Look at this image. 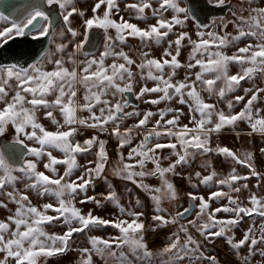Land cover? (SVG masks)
Returning a JSON list of instances; mask_svg holds the SVG:
<instances>
[{
  "label": "snow or ice",
  "instance_id": "1",
  "mask_svg": "<svg viewBox=\"0 0 264 264\" xmlns=\"http://www.w3.org/2000/svg\"><path fill=\"white\" fill-rule=\"evenodd\" d=\"M208 3L223 6L225 0H208ZM44 4L59 9L63 26L56 35L64 37L70 33L73 40L68 43H74V38L80 33L71 26L70 17L74 14L81 17L85 15L77 9L74 0H38L22 20H13L10 26L0 28V42L6 43L15 36L31 35L33 39H38L52 34L54 25L51 13L44 9ZM102 5L105 6L104 11L98 15ZM146 10H150L156 22L143 29L123 15H120L119 21L113 18L121 11H130L134 13L132 18L146 22L149 19ZM91 11L93 16L83 21V40L74 43L75 51L67 52L68 43H60L56 45L55 52L40 54L27 65L0 64V137L6 136L9 129L13 135L9 143L0 146V208L8 209V202L16 205L14 211L8 209L10 214L0 220V264H40L42 258L65 253L75 233L108 226L117 229L119 234L108 239L90 236V247L78 249L81 264H94V255L103 264H109V261L112 264H155L156 257L160 258L159 264H182L186 257L218 264L216 257L205 256L201 252V245L193 238L190 228H195L205 240L223 237L238 257L239 250L246 246L248 251L240 257L241 264H253V261L255 264H264V197H258L253 192L248 197L249 207L242 204L239 196L230 194L240 193L242 188L247 189L246 181L252 177L264 179L254 166V153L245 151L238 155L227 146L211 145L214 134L226 127L234 128L239 121L248 124L249 136L258 134L264 137V115H261V108L255 107L264 93V87L243 88L241 84L242 81L255 80L257 76L264 75V0L260 4H256V0H241L239 12H232L234 19L226 23L221 20L224 29L229 23L232 24L235 34L197 31L198 40H193L183 30L186 21L196 22L198 17L191 7L183 6L181 0H137L136 3H126L123 10L118 0H98ZM245 11L247 15H244ZM167 12L171 13L170 17H165ZM0 22L7 23L8 18L0 14ZM196 27L206 28L207 25L197 23ZM94 28L102 29L104 33L103 50L98 55L84 51ZM110 29L115 31V36L108 34ZM170 35H175V39H169ZM129 37L140 41L137 49L139 62L124 50L123 46L127 45ZM185 41L191 45V51L188 62L182 64L178 57L181 49L187 46ZM243 41H247L244 46H237ZM164 43L167 47L158 59L152 55V46ZM230 46L236 47V50L228 55L223 49ZM78 53L83 54L84 59H76ZM108 58H112L110 64H106ZM45 61L53 65L51 70H45ZM230 65L238 66L239 71L230 74ZM197 67L199 71L191 73L190 70ZM181 68L189 71L183 79L174 80L177 70ZM140 81L154 83L152 87L147 83L142 84L137 99L158 94L155 99L145 101L153 105L176 99L179 105L187 106L189 124L180 123L181 117L185 115L183 108L144 113L125 111L127 101L123 97L133 92ZM217 82H221L220 86ZM237 88H242L244 95H235L226 101L228 113L217 110L215 103L206 102L201 95V92H206L209 97L215 96L219 101H224ZM80 89L82 102L77 100ZM109 96L120 98L112 102ZM246 97L241 110L232 112L233 101L241 103ZM41 112L44 119L56 126L55 131L47 130L40 122L38 113ZM78 112H87L88 115L79 117ZM169 113L172 114L171 118H166ZM57 114L62 119H58ZM157 115L159 119L142 135L135 147H130L126 157L122 152L118 153V160L112 169L114 175L149 193L154 208L153 221L163 225H178L177 231L169 237V242L153 251L145 239L146 227L141 219L144 212L125 208L115 191L101 194L104 200L114 203L118 208L121 215L115 219H104L94 215L91 210L85 214L75 207L74 202L83 193L79 200L81 204L94 203L102 207L100 199L87 193L90 187H94V181L102 178L109 164L107 141L101 140L99 134H93L81 142L76 139L82 134L81 129L98 130V133L103 134L109 133L111 126L109 135L116 137L118 148L122 149L132 144L131 133L134 129L145 128ZM132 117L139 118L137 123L122 132V121ZM162 137L167 142H162ZM25 141L35 146L30 147ZM18 145L26 153L20 152ZM164 149L170 150L169 156L161 157L159 153ZM53 150L62 153V158L54 156ZM258 151L264 156V147ZM87 154H92L94 158L79 163L77 157ZM208 154L230 158L235 164L248 169V172L241 175L233 167L229 175L221 178L210 163L201 165L210 171L207 175L195 171L199 184L215 183L226 186L229 191H213L207 200L203 196L188 193L190 200L199 201L196 217L206 216L200 223L190 219L185 224H179V219L191 212V207L178 211L175 216L165 217L162 199L175 200L178 195L168 174L178 176V166L190 164L197 155ZM25 155L34 159H24ZM173 156L175 159L167 167L161 165L162 159L168 160ZM14 160H23V163L18 166ZM40 162L51 175L37 170ZM148 163L153 164L154 168L145 171ZM57 166L64 167L62 174ZM77 171L79 175L74 177ZM147 176L156 177L160 185L146 184L144 178ZM188 179L191 180V174ZM20 181L24 182L25 189L35 192L38 197H50L55 203H44L42 210L33 206L29 196L17 188ZM241 181L244 183L237 186ZM223 198L228 201L226 205L210 208V201ZM136 206H141L139 198ZM49 210L55 215H48ZM220 212L232 215L227 219H218L216 214ZM254 215L262 220L258 227L255 223L250 225L238 241L234 235H229L245 216ZM54 221L66 227L62 235L45 231V225Z\"/></svg>",
  "mask_w": 264,
  "mask_h": 264
},
{
  "label": "flooded vegetation",
  "instance_id": "2",
  "mask_svg": "<svg viewBox=\"0 0 264 264\" xmlns=\"http://www.w3.org/2000/svg\"><path fill=\"white\" fill-rule=\"evenodd\" d=\"M38 2V0H0V14L4 15L8 18V22H0V28L8 27L11 24V21L15 20L19 22L24 18V16L27 14L28 11L31 10L32 6L35 5ZM98 2V0H74L75 6L78 10L83 11L85 15L83 17L79 16L78 14H74L73 17H70L71 26L80 33L76 38H74V43H79L81 40H83V33H84V27L83 21L85 19L91 18L93 16V12L91 11L94 4ZM137 0H118L119 7L123 10L125 8L126 3H136ZM181 3L183 6L191 7L192 10L196 13V16L198 17V21L193 22L191 20L186 21L184 25V29L186 30L191 38L193 40H198L199 38L196 36L197 31H217L220 32L221 35H223L224 32L235 34V29L232 24H228V27L224 29L221 24V20H223L225 23L229 20H233L234 17L232 15L233 10H236L239 12V8L241 5V0H225V4L223 6H216L215 4L208 3V0H181ZM261 0H256V4H260ZM44 9L46 11H49L51 13V18L53 21V32L48 37H41L38 39H33L31 35H24V36H15L11 40H8L6 43L0 42V64H22L27 65L29 63L34 62V57H37L40 54H44L46 52L51 53L55 52V48L57 44L60 43H68L70 40H73L71 37V34L68 33L64 37H60L59 35H56V33L60 30L62 25V20L59 15V9L57 8H49L46 4L43 5ZM244 7H247V5H244ZM105 6H101V8L98 10L97 14L102 15L104 11ZM146 14L149 16V19L145 22L142 20H138L134 17V13L130 11H121L119 15L114 16L113 18L119 21L120 15H123L125 19H129V22L137 24L140 28H146L148 24H155L156 20L155 18L151 17L150 10H146ZM165 17H170L171 13L167 12L164 14ZM244 15H247V12H244ZM215 21V23H213ZM200 23L202 25H207L206 28H197L196 24ZM179 26H177V31H179ZM109 35L115 36V31L110 29ZM169 39H175V35H170ZM104 42V33L102 29H93L90 34L89 42L85 45L84 51L91 54V55H98L99 51H102V45ZM247 41L240 42L237 46L242 47ZM255 43V41H252ZM74 43H68V48L66 49L67 52H73L74 49ZM185 45H187V41L184 42ZM140 45V41L136 38L129 37L127 41V45L123 46L125 52H128L130 56H132L134 59H137V62H139V54L137 52V49ZM167 47V44L164 43L161 46H152V55L156 58H160L162 56L164 48ZM236 50V47H228L227 49H223L226 54L231 55ZM191 51V45H187L181 49V55L178 57V60L184 64L188 62V55ZM60 54H57V56ZM76 59L81 60L84 59L83 54H77ZM112 62V58H108L106 60V64H110ZM122 62V61H119ZM71 67L70 65H66ZM53 65L48 64L46 61L44 62V68L45 70H51ZM134 67V66H133ZM167 71V69H166ZM189 70L186 68H181L177 70V76L175 79H183L186 72ZM191 73H195L199 71V67L191 69ZM230 74H236L239 71L238 66L236 65H230L229 68ZM194 79V75L192 76ZM138 79V77H137ZM147 83L149 87L153 86L152 81H140L139 84H137L134 88V91L131 93H127L123 99L127 101V106L125 108V111L131 112L133 110H137L141 113L152 111V112H158L159 110H166L168 108H183V111L185 112V115L181 117V125L183 124H189V115H188V108L187 106L179 105L177 103L176 99H173L172 101H162L159 104L153 105L151 103H145V101H150L152 99H155L158 94H148L140 99H137V93L139 92V88L142 84ZM221 82H217L218 86H220ZM243 88L258 86V87H264V75L257 76L255 80H249V81H242L241 82ZM202 97L205 99L206 102L215 103L217 106V110H224L226 113L229 112V109L227 108L226 101L228 99H233L235 95H244L242 88H237L235 92L229 93L228 96L224 101H219L218 97H209L208 93L201 92ZM54 97H49V99H53ZM120 97H111L109 96L108 99L112 100V102H115L116 99H119ZM248 97L245 98V101L241 103H235L233 101V109L232 112H239L241 108L243 107V104L246 102ZM78 102H82V89L78 90V96H77ZM255 107H259L261 109H264V93L261 94V99L256 102ZM98 111V109H97ZM77 115L79 117H87V112H78ZM171 113L168 114V117L171 118ZM38 118L40 119V122L45 126V128L49 131H55L56 126L53 125L50 120L44 119L42 112L38 113ZM58 119H62L57 114ZM138 117H132V118H126L122 121L121 131L123 132L126 128L133 127L134 124L137 123ZM159 119V116H154L148 123V125L145 128L142 129H134L131 133L132 135V144L126 145L125 147L118 148V140L115 136L109 135L111 132V126H109V133H98V130H86L81 129V135L76 136V139L79 141H83L85 138L92 136L93 134H99V138L101 140L107 141L106 143V150L108 152L109 156V164L106 166L105 172L103 173L102 178L96 179L94 181V187H90L88 190L87 195L89 196H96L97 199L101 200L102 207H98L96 204L91 203L93 205L92 211L95 213L97 209H102L104 204H106V200L103 199V196L101 194L107 195V193L111 191H115L118 196L121 205L123 200H125V196H129L128 192H126V189L128 188L129 181H126L116 175H114L112 169L116 165V162L118 160V153L122 152L124 156H127L128 151L130 150V147H135L140 140L142 139V135L146 133L148 130H150L153 127V124L155 120ZM215 119V117H214ZM192 127V125H189ZM66 130V129H63ZM250 131L249 126L244 121H239L237 125L233 127H226L221 130L220 133L214 134L212 137L211 145L215 147L216 145L220 146H227L228 148L232 149L233 151L237 152L238 155L243 153L242 148L245 147H251L252 149V139H255V135L249 136L248 132ZM13 139L12 130L9 129V132L4 137H0V146H3L6 143H9ZM162 142H167L165 138H161ZM29 144V146H35L30 141H25ZM179 147V146H178ZM20 152H25L26 150L22 146H17ZM256 150V148H254ZM254 150V151H255ZM7 151V150H6ZM95 151V149H94ZM253 151V152H254ZM167 152L170 154L169 149H164L160 151ZM159 153V154H160ZM53 155L62 158L63 154L59 151L53 150ZM216 157V159H214ZM94 156L92 154H87L85 156H78L77 159L79 163L83 164L86 159H93ZM24 159H34L33 157L25 155ZM164 159L161 160V165L163 167H167L168 165H163L162 162ZM199 162V164L204 165L207 163H210L214 168H218L215 171L218 173L220 171V177H225L230 174L231 169L234 167L237 169V172L241 173V166L235 164L230 158H225L220 155L215 154H208L207 156H199L197 155L196 159L192 161L188 165H182L178 166L177 169L180 168H186L187 166H190V171L185 176L176 178V175L168 174V179L175 185V187L178 186V184H183L186 179H188V175L191 174V177L193 175L194 169L193 166L196 165V163ZM46 162V161H45ZM220 164L223 165V168H219ZM193 165V166H192ZM198 165V164H197ZM59 173L62 174L64 171L63 166H57ZM227 167V168H226ZM152 168H154V165L151 163H148L146 166L145 171H150ZM195 169L199 170L195 167ZM38 171H45L46 174L51 175L48 173L44 167L43 162L38 163L37 166ZM139 170V169H137ZM204 172V171H203ZM208 174V173H207ZM204 174V175H207ZM79 175V172L77 171L74 174ZM73 177V178H74ZM139 179V178H138ZM144 182L146 184H149L151 186H159L160 181L156 177L147 176L144 178ZM111 186V187H110ZM114 188V190H113ZM121 193V195H120ZM83 193L80 194V196L77 197L76 200H80L83 197ZM46 200H53L52 198L48 197H42ZM191 202L195 205L194 212L187 217L190 218L196 211L197 206L196 203L192 200H188L187 207H190ZM89 204V203H88ZM91 205H89L91 207ZM95 206V207H94ZM186 208V207H185ZM172 210V208H170ZM183 211V210H182ZM181 211V212H182ZM192 219V218H191ZM183 219H180L179 224ZM185 220V219H184ZM151 225L152 222L150 221ZM148 223L147 225H149ZM146 225V226H147ZM170 226H175L170 224ZM106 228V227H104ZM166 230L168 227L165 228ZM193 230L190 232L192 233ZM200 240V239H199ZM72 250H78L81 249L80 247L71 248ZM67 252V251H66ZM63 253L62 255L66 254ZM103 263V261H102ZM45 264H52L51 261H47Z\"/></svg>",
  "mask_w": 264,
  "mask_h": 264
},
{
  "label": "rangeland",
  "instance_id": "3",
  "mask_svg": "<svg viewBox=\"0 0 264 264\" xmlns=\"http://www.w3.org/2000/svg\"><path fill=\"white\" fill-rule=\"evenodd\" d=\"M261 115H264V109H262ZM173 142L175 141L173 140ZM252 142H253L252 149L251 147L242 148L243 153L245 151H250L254 153V166L256 170L261 173V177H264V156H262L258 151L260 148L264 147V137L257 134L255 135V139H252ZM254 148H256V150ZM160 155L161 157H164V156H169L170 154L167 152H162L160 153ZM174 159L175 157L173 156L168 160H164L162 164L168 165ZM214 159H216V157H214ZM199 162L200 161H198L195 166L192 165L194 172L191 177V180L186 182L187 181L186 179V181L183 184H178V186L175 187L178 193L177 198L175 200H170L166 197L162 199L161 206L166 210L163 213L165 217L175 216V214L178 211H182L185 207H187L188 200H189V197H188L189 192H192L198 196H203L207 200L209 194L213 191H218L221 189L225 192L229 191V189L226 186H220L215 183H210L208 185L199 184L198 178L194 175L195 171H201L202 175L207 174L210 171V169L202 168ZM190 166H187L184 169L183 168L176 169V172L180 173V175L178 176L176 175V178L185 176L187 173H189ZM195 167L198 168L199 170L195 169ZM219 168H223V165L220 164ZM216 169L218 168H214V170ZM247 172H248V169L241 166L240 174L245 175L247 174ZM218 174L220 177L221 175L220 171L218 172ZM19 175H22V174H19ZM242 183H244V181L239 182L237 186H239ZM246 183L248 184L247 189L242 188L240 193H230V194L233 196H239V199L242 202V204L244 206L250 207L251 205L248 204V197L253 192L256 193L258 197H264V179L258 180L256 177H252L249 180H247ZM258 184L259 186L257 187ZM17 188L23 191L25 194H27L29 196V199L31 200L32 205L38 208H41V206L44 203H50V202L55 203L54 200H46L45 198L38 197L35 192L25 189L23 181H20L17 183ZM8 190H11V189H8ZM126 192H128L129 196L128 197L125 196V200H123L124 202H122L123 206L128 209H133L135 211L144 212V216L141 217V219L145 223V227H146L145 239H146L148 247L153 251L163 248L169 242V237L172 235V233L177 231L178 225H175V226H170V224L163 225L158 221H153L151 217L154 214V208H153V202L150 200V195L144 190L137 188L135 184L129 182ZM137 198H139V201L141 204L140 207L136 206ZM194 202L196 203V206H198L199 201L197 200ZM74 203H75V207L80 209L85 214L88 213L90 210L92 211L93 209L92 207L93 205H91V203L81 204L79 200H76ZM227 203L228 201L226 198L219 199V200H212L210 201V208L215 209L217 207H220L221 205H226ZM89 205H91V207ZM15 207H16L15 204L8 202V209H11L12 211H14ZM170 208H172V210ZM8 209L0 208V220L5 219L10 214ZM198 210L199 209L197 207L195 213L190 218L182 220L183 222H181L180 224H185L191 218H192L191 220H196L197 223H200L203 220H205L206 216H201L199 218L196 217V213L198 212ZM93 214L96 216L102 217L104 219H115V218L120 217L121 215L119 213L118 208L114 205V203L110 201H107L101 210L97 209L95 213L93 212ZM48 215H55V213L49 210ZM216 215L218 219H227L232 214L220 212V213H217ZM124 218L130 219L128 217H124ZM150 221L152 222V225ZM261 222L262 220L259 216H255V215L252 217L245 216L242 222L239 225H237L235 228H233L232 232L229 233V235H234L235 240L238 241L239 239L242 238L244 231L250 225L255 223V225L258 227ZM148 223L150 224L147 225ZM166 227H168L167 230L165 229ZM189 230L190 231L193 230L191 234L194 239L199 241L201 245V252L205 256L216 257L218 264H241L240 257L247 254L248 249L246 246L239 250L240 256L238 257L235 254V252L227 245L223 237H212L208 240H205L203 236H201L198 232H196L195 228H190ZM45 231H47L49 234H61L62 235L64 231H66V227L63 226L61 222L54 221L50 225H45ZM118 234H119L118 230L111 226H108L106 228L104 227L93 228L90 231L86 230L84 233H75L73 235L72 240L69 242L70 247L68 248L65 255L59 254L54 257L42 258L40 261V264H45L47 261H51V263L53 261H57V264H62V262H64L65 264L67 263L68 264H81L80 252L78 250H72L71 248L90 247V245L88 244V239L90 236H96V237L108 239L109 237L116 236ZM181 237L183 239V234H181ZM125 251L127 250L125 249ZM159 259H160L159 257L155 258V264H159ZM93 261H94V264H103L100 258L95 255L93 256ZM109 264H112V261H109ZM182 264H209V262L203 259L196 260V259H189L186 257L185 260L182 262ZM253 264H255V261H253Z\"/></svg>",
  "mask_w": 264,
  "mask_h": 264
},
{
  "label": "water",
  "instance_id": "4",
  "mask_svg": "<svg viewBox=\"0 0 264 264\" xmlns=\"http://www.w3.org/2000/svg\"><path fill=\"white\" fill-rule=\"evenodd\" d=\"M14 162L19 166L20 164H22L23 163V160H14ZM190 207H191V212H189L188 214H186L183 218H181V219H187V217H189L193 212H194V210H195V205H194V203L193 202H191V204H190Z\"/></svg>",
  "mask_w": 264,
  "mask_h": 264
},
{
  "label": "crops",
  "instance_id": "5",
  "mask_svg": "<svg viewBox=\"0 0 264 264\" xmlns=\"http://www.w3.org/2000/svg\"><path fill=\"white\" fill-rule=\"evenodd\" d=\"M62 256V255H60ZM52 264H57V261H53ZM62 264H65L64 262H62ZM68 264V263H67Z\"/></svg>",
  "mask_w": 264,
  "mask_h": 264
}]
</instances>
